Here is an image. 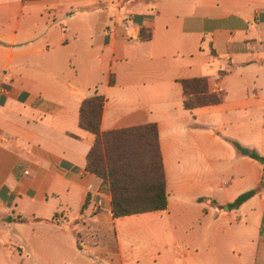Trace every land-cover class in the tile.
<instances>
[{"label": "crops", "instance_id": "crops-1", "mask_svg": "<svg viewBox=\"0 0 264 264\" xmlns=\"http://www.w3.org/2000/svg\"><path fill=\"white\" fill-rule=\"evenodd\" d=\"M195 78L223 103L186 110ZM95 94L102 132L157 125L166 211L113 216L80 126ZM235 143L264 158V0H0V223L30 229L0 230V264H264V164Z\"/></svg>", "mask_w": 264, "mask_h": 264}, {"label": "trees", "instance_id": "trees-1", "mask_svg": "<svg viewBox=\"0 0 264 264\" xmlns=\"http://www.w3.org/2000/svg\"><path fill=\"white\" fill-rule=\"evenodd\" d=\"M142 39L151 35L142 31ZM184 107L192 112L198 108L220 105L223 93H212L206 78L181 81ZM105 98L101 95L86 99L80 111V126L95 136L88 155L87 171L100 177L112 195V212L116 219L166 211L169 206L166 173L156 124L102 132L101 123ZM241 154L264 164L257 152L235 143ZM256 191L241 195L230 210L238 209L255 197ZM14 221L12 218L8 219ZM27 223V220L17 218ZM264 249V218L261 227ZM264 251V250H263Z\"/></svg>", "mask_w": 264, "mask_h": 264}, {"label": "rangeland", "instance_id": "rangeland-1", "mask_svg": "<svg viewBox=\"0 0 264 264\" xmlns=\"http://www.w3.org/2000/svg\"><path fill=\"white\" fill-rule=\"evenodd\" d=\"M4 215V213L0 212V217H2ZM5 217V216H4ZM20 227H25L23 225L19 226V227H15V228H12L9 229L6 225H1L0 223V230L6 234L7 236H11V238H16L15 241L18 239V238H21L23 239V241H20V242H26L27 240H29L30 238V229L29 228H25V229H20ZM46 234L49 233L48 230L46 229ZM49 238H53V239H72L73 238V233L71 232H63L60 230H55V231H52L50 233V235H47ZM98 238V239H101L103 237H106V235L102 236V234L100 236H93V238ZM25 257L23 258H12V262L11 264H33V263H30L29 261L27 260H24ZM34 264H38V263H34ZM39 264H43V263H39Z\"/></svg>", "mask_w": 264, "mask_h": 264}]
</instances>
